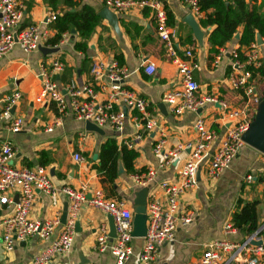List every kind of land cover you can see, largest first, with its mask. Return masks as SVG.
I'll use <instances>...</instances> for the list:
<instances>
[{"label": "crops", "instance_id": "obj_1", "mask_svg": "<svg viewBox=\"0 0 264 264\" xmlns=\"http://www.w3.org/2000/svg\"><path fill=\"white\" fill-rule=\"evenodd\" d=\"M232 1L234 0L226 2ZM244 1L248 8L254 6L258 12H264V0ZM22 2L25 15L21 26L37 23L41 30L47 28L48 41L43 46L57 47V51L46 54L39 49L24 52L15 44L0 58V111L4 107L6 96L13 90H19L21 98L13 112L24 121L17 132L8 130L6 122L1 121L0 144L5 140L12 142L15 149L12 163L15 166H45L57 189L63 185H71L74 188L87 186V192L102 190L106 197L126 202L132 212L134 224L137 200L143 195L146 200L152 196L163 198L158 186L160 181H174L186 157V153L181 152L171 165L161 167V158L153 150L160 137L166 139L165 148L194 140L197 137L194 122L201 117L206 127L217 131V138L212 145L215 147L234 121L228 116L231 109L243 108L248 112L251 122L256 125L264 123V75L253 72L250 79L252 94H247L245 89L233 88L228 79L234 50L244 57L250 45L255 43L264 65V37L260 36L259 40L257 32L256 41L248 45L239 43L244 21L250 16V10L247 9L235 20L226 22L225 29L229 36L217 46L218 53L212 55L209 53L211 45L208 36L214 26L200 22L211 9L202 10L203 15L197 17L181 0H163L167 25L174 31L172 49L159 37L155 21L148 10L132 8L116 14L117 20L112 26L108 19L100 16L99 12L104 6L98 0ZM84 5L90 6L100 17L86 39V53L74 48L75 41L84 40L74 29V32H62L58 44L52 46L51 40L57 31L51 26L52 22L44 21L47 12L55 10L59 16L65 10H78ZM186 49L193 51L198 62L193 73L199 83L198 95L216 97L218 101L226 103V108L220 102L208 101L195 111L186 109L178 114L162 101L164 91L180 88L182 85L175 58L184 57ZM118 55L122 62L118 60ZM54 59L64 62L63 70L55 75L58 84L64 86L72 82L82 86L91 83L97 91V103L107 99L109 89L104 87L108 83L105 79L98 81L99 84L93 81L92 63L96 60L110 62L115 59L123 64L130 71L125 79V86L149 100V109L151 116L156 119V127L149 131L140 128L142 138L135 139L134 145L130 147L126 141L138 131L130 118L126 119L120 132L108 126H98V130H94L87 121L69 115L60 118L53 103L36 102L41 90L38 77L40 64H48ZM145 60L155 63L156 71L153 75L143 72ZM47 127L52 129L48 130ZM108 138L115 141L116 151L106 169L99 170L95 166L99 165L100 146ZM245 143L217 179H210L202 169L195 186L181 195L180 204L192 210L193 219L190 223L178 224L174 239L161 246L151 264H196L208 242L225 240L238 243L255 232V238L264 242V151ZM75 153L82 156V161L75 160ZM148 167L156 169L151 183L147 186L136 185L131 175ZM248 174L252 176L251 181L246 180ZM8 194L13 199L17 196L16 191H9ZM239 198L258 202V228L248 235L241 232L232 220ZM69 202L68 196L59 190L57 201L53 203L48 193L36 189L29 212L30 218L45 220L59 217L61 223L55 227L49 238L28 237L17 242L11 251L5 250L1 241V220L11 213L12 207L0 203V264H28L36 254L53 242L60 233L62 216L68 212ZM109 217L103 211L85 203L76 218L77 225L70 249L55 256L50 264H116L115 256L110 250L96 249L98 228L106 224L110 231ZM229 221L235 229L225 228ZM142 245L143 236H133L132 254L123 264H140L138 257Z\"/></svg>", "mask_w": 264, "mask_h": 264}, {"label": "built area", "instance_id": "obj_2", "mask_svg": "<svg viewBox=\"0 0 264 264\" xmlns=\"http://www.w3.org/2000/svg\"><path fill=\"white\" fill-rule=\"evenodd\" d=\"M98 1L115 14L132 8L148 10L155 21L159 37L172 49L171 39L174 31L167 25V12L163 0ZM181 1L195 16L203 15L200 0ZM24 15L22 0H0V58L6 55L15 44H18L24 52H32L48 41L47 28L41 30L37 23L21 26ZM57 15V11L49 10L44 21L53 22ZM175 60L182 85L180 88L167 90L162 94V101L169 104L175 113L180 114L186 109L195 111L208 101L220 102L223 108L227 107L225 102L218 101L216 97L198 95L199 83L193 75L198 62L191 49H186L184 57H176ZM262 63L263 58L255 43L250 45L244 57L234 50L231 70L228 73L231 86L235 89H245L247 94H252L253 87L250 85V79ZM63 68L64 62L59 59H54L48 64L43 62L40 64L38 77L41 81V90L35 99L41 104L53 103L60 118L69 115L78 120L92 122L99 127L108 126L118 132L123 130L126 119L130 118L138 129L135 135L126 141L130 147L134 145L135 139L142 138L140 128L149 131L156 127V119L151 116L149 109V100L125 86V79L130 71L117 60L113 59L110 62L96 60L92 63L93 81L98 83L105 79L108 82L104 85L109 89L107 99L101 103L95 101L97 91L91 83L77 86L71 82L60 86L55 75H58ZM142 69L145 74L153 75L156 65L153 61L145 60ZM20 98L19 90H13L6 96L4 107L0 111V122L4 120L7 129L11 132L19 131L24 123L23 118L13 112ZM228 116L234 121L215 147L212 145L217 138V131L206 127L201 117L194 122V129L197 133L194 140L165 148L166 139L160 137L154 145V153L161 158V167L171 165L181 152H185L186 157L174 181H160L158 186L164 197L152 196L146 202V234L143 236V245L138 257L140 264H151L157 257L161 246L174 239L178 224H187L192 221V210L182 207L179 200L186 190L195 186L199 172L203 169L210 179H217L246 144L243 134L251 122L248 112L243 108L231 109ZM47 129L52 128L47 127ZM14 155L15 149L10 140H5L0 144V203L12 207L11 213L1 220L3 227L1 241L5 250H13L17 242L31 236L41 239L50 237L55 227L61 223L60 218L32 219L29 212L36 189L48 193L53 203L57 201L59 190L65 193L70 200L60 233L28 264H50L55 256L64 254L70 249L75 235L76 218L85 203L111 216L115 226L113 237L110 236L108 225L102 224L98 228L96 249L110 250L115 256L116 264H123L129 259L132 254L133 216L124 200L108 198L99 189L87 192V186L74 188L71 185H63L57 189L45 166H15L12 163ZM74 158L79 162L83 159L78 153L74 154ZM155 174L156 169L148 167L141 172L133 173L131 177L136 185L147 186ZM246 180H252L251 174L246 176ZM9 191L17 192L15 199L10 197ZM225 228L235 229L230 221L227 222ZM256 233L238 243L225 240L208 242L196 264H264V242L259 245L252 243V240H257Z\"/></svg>", "mask_w": 264, "mask_h": 264}, {"label": "trees", "instance_id": "obj_3", "mask_svg": "<svg viewBox=\"0 0 264 264\" xmlns=\"http://www.w3.org/2000/svg\"><path fill=\"white\" fill-rule=\"evenodd\" d=\"M227 0H200V8L204 11L211 9L206 14L205 19H201L203 25H213V30L209 33L208 41L210 43L209 53L215 55L218 53V47L221 41L228 38V31L225 29L227 21L235 20L238 15L244 13L245 10H250L251 14L244 21L243 31L239 38L241 45H248L256 41V33L258 32L261 37H264V12L248 5L244 0H234L229 3ZM73 4L72 2H68ZM99 15L90 6L84 5L78 10H65L61 15L51 23V26L56 29L57 33L52 38L51 45L56 46L61 38V33L74 29L79 33L83 41H75L74 48L86 53L87 43L91 31L99 22ZM210 56V55H209ZM118 60L122 62L121 57L118 55ZM258 74L264 75V65L255 70ZM116 151L115 141L108 138L100 146L98 155L99 165L95 166L99 170H105L108 162L113 157ZM92 160V159H91ZM257 200L244 201L241 198L237 200L236 210L232 214V220L236 227L245 234H251L258 228V213H257Z\"/></svg>", "mask_w": 264, "mask_h": 264}, {"label": "water", "instance_id": "obj_4", "mask_svg": "<svg viewBox=\"0 0 264 264\" xmlns=\"http://www.w3.org/2000/svg\"><path fill=\"white\" fill-rule=\"evenodd\" d=\"M100 16L109 20L110 24L114 26V23L117 20V16L114 12L110 11L108 8L104 7L103 10L99 12ZM74 32V30H72ZM258 39L260 40V35L257 34ZM39 50H41L44 54L52 53L57 51V47H47L40 46ZM90 127L94 130H98V126L92 122L87 121ZM243 139L245 142L257 147L264 151V123L261 125H256L255 122H250L248 129L243 134ZM199 175V174H198ZM199 179V176L197 177ZM146 189L144 190V194ZM146 198L143 195L136 202L135 212L136 218L134 220V226L132 230V236H144L146 234ZM67 212L62 216V222L65 221ZM110 220V235L113 237L115 235V226L112 217H109ZM77 225V222H76ZM262 240H252V243L259 245Z\"/></svg>", "mask_w": 264, "mask_h": 264}]
</instances>
